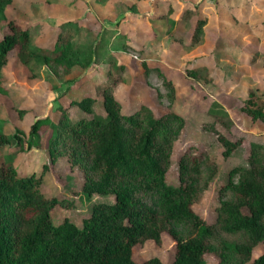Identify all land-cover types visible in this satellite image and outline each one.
I'll use <instances>...</instances> for the list:
<instances>
[{
  "label": "trees",
  "instance_id": "16d2710c",
  "mask_svg": "<svg viewBox=\"0 0 264 264\" xmlns=\"http://www.w3.org/2000/svg\"><path fill=\"white\" fill-rule=\"evenodd\" d=\"M8 2L0 0V94L6 93L1 68L13 50L24 65L34 57L60 62L81 57L83 51L74 47L69 26L59 31L52 47L30 45L34 23L5 18ZM192 13L184 8L170 20L168 34L181 40L187 30L186 41L196 42L204 19L196 18L190 26ZM200 68L184 67L189 75ZM122 72V64L107 62L93 96L64 97L54 118H37L29 127L26 144L37 147L43 126L49 127L44 141L49 159L58 156L68 169H77L81 182L75 192L87 198L111 194L110 199L92 202L79 223L66 215L53 222L54 207L73 204V195H45L39 174L17 171L10 156L16 146L24 148L23 137L3 132L0 120V264H203L205 252L220 264L226 256L264 264V251L252 256V249L264 240V145L248 143L247 164L228 170L227 179L216 187L212 219H205L194 205L210 185L215 163L205 151L186 144L176 158L177 182H167L165 172L183 118L170 108L154 113L146 105L125 111L115 95ZM205 77L211 79L208 73ZM97 99L99 113L93 105ZM240 101L244 113L264 121L262 96L248 88ZM72 105L73 116L68 109ZM13 139L16 146H9ZM216 139L224 156L239 144V139L222 133H216ZM165 231L174 241L171 260L163 262L156 255L133 258L135 245L147 240L159 244Z\"/></svg>",
  "mask_w": 264,
  "mask_h": 264
},
{
  "label": "rangeland",
  "instance_id": "374dc122",
  "mask_svg": "<svg viewBox=\"0 0 264 264\" xmlns=\"http://www.w3.org/2000/svg\"><path fill=\"white\" fill-rule=\"evenodd\" d=\"M184 8L194 12L190 26L194 19H204L202 33L193 43L185 38L190 31H184L181 40L168 34L170 20ZM3 13L5 18L34 23L30 45L52 47L59 31L69 26L74 47L83 50L80 58L57 62L34 57L27 65L13 50L1 68L6 91L0 94L1 129L23 137V149L16 140L10 142L16 146L12 165L20 173L39 174L45 195L62 194L66 199L73 195V204L54 207L53 222L66 215L79 223L92 202L110 199L111 194L87 198L75 192L81 182L77 169H68L58 156L49 159L44 143L49 127L43 126L38 147L26 144L29 127L37 118H54L64 97L93 96L94 83L105 77L107 62L123 66L115 95L125 111L146 105L154 113L170 108L183 118L165 172L167 182H177L176 158L186 144L205 151L215 163L210 185L194 205L205 219H212L218 184L227 179L231 167L247 164L250 141L264 145V121L239 108L248 88L264 98V0H9ZM191 64L201 67L195 75L184 69ZM207 73L211 79H206ZM93 105L102 112L98 99ZM68 109L75 115L74 105ZM216 133L239 139V144L224 156ZM173 243L165 231L159 244L147 240L135 245L132 256L139 260L156 255L168 262ZM262 251L264 240L252 249V256ZM203 258V264H220L210 252ZM224 259L223 264H246L232 256Z\"/></svg>",
  "mask_w": 264,
  "mask_h": 264
}]
</instances>
